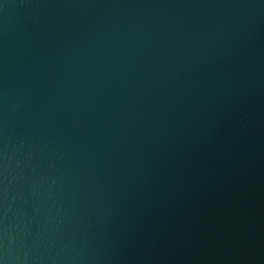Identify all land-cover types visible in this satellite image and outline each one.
<instances>
[{
  "label": "water",
  "instance_id": "obj_1",
  "mask_svg": "<svg viewBox=\"0 0 264 264\" xmlns=\"http://www.w3.org/2000/svg\"><path fill=\"white\" fill-rule=\"evenodd\" d=\"M0 264H264V0H0Z\"/></svg>",
  "mask_w": 264,
  "mask_h": 264
}]
</instances>
